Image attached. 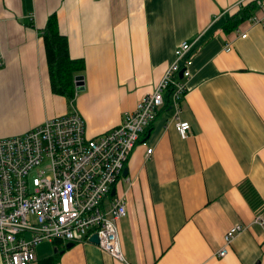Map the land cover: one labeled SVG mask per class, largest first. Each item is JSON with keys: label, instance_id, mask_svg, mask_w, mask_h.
<instances>
[{"label": "crops", "instance_id": "0c3cea01", "mask_svg": "<svg viewBox=\"0 0 264 264\" xmlns=\"http://www.w3.org/2000/svg\"><path fill=\"white\" fill-rule=\"evenodd\" d=\"M239 1L0 0V137L72 110L96 135L155 88L181 41L193 60L177 116L167 96L104 199L125 198L126 261L87 237L43 240L30 264H264V227L254 221L264 215V24ZM51 13L70 57L85 64L72 98L51 86L42 35ZM175 119L189 121L186 137ZM245 178L263 199L257 209L239 189ZM237 222L247 227L217 256Z\"/></svg>", "mask_w": 264, "mask_h": 264}, {"label": "built area", "instance_id": "2783aa9c", "mask_svg": "<svg viewBox=\"0 0 264 264\" xmlns=\"http://www.w3.org/2000/svg\"><path fill=\"white\" fill-rule=\"evenodd\" d=\"M248 1L258 8L251 21L264 24V0L239 3ZM190 46L186 40L177 44L155 88L101 133L88 135L84 117L72 110L47 116L21 133L0 137L1 264L31 263L36 245L45 239L67 242L92 233L97 234L101 249L126 261L118 230V221L126 214L125 198L118 194L106 207L101 203L167 96L177 116L191 75ZM174 124L181 137L190 132L188 120L175 119ZM152 149L147 145L146 154ZM254 221L264 227L261 213ZM245 227L238 222L231 225L215 254L226 255L229 243Z\"/></svg>", "mask_w": 264, "mask_h": 264}, {"label": "trees", "instance_id": "16d2710c", "mask_svg": "<svg viewBox=\"0 0 264 264\" xmlns=\"http://www.w3.org/2000/svg\"><path fill=\"white\" fill-rule=\"evenodd\" d=\"M247 6L255 7V3L250 1ZM237 13V12H236ZM245 17V10L223 23L224 27L235 26V24ZM46 54L49 63V74L53 91L73 97L75 90V72L84 69L85 64L82 58H71L67 47V38L59 31V23L55 13L48 16L47 23L42 29ZM77 88V85H76ZM239 189L248 203L253 208H259L263 204V199L250 179L245 178L239 183Z\"/></svg>", "mask_w": 264, "mask_h": 264}, {"label": "water", "instance_id": "95a60500", "mask_svg": "<svg viewBox=\"0 0 264 264\" xmlns=\"http://www.w3.org/2000/svg\"><path fill=\"white\" fill-rule=\"evenodd\" d=\"M180 75H182V71H180ZM75 84L77 85V89H81L82 88V84H83V79H82V74H76L75 75ZM111 192H113V186L111 188ZM89 239L95 242H98V236L96 233H92L89 236ZM73 242L72 241H68L65 243L66 246H70Z\"/></svg>", "mask_w": 264, "mask_h": 264}, {"label": "bare ground", "instance_id": "6f19581e", "mask_svg": "<svg viewBox=\"0 0 264 264\" xmlns=\"http://www.w3.org/2000/svg\"><path fill=\"white\" fill-rule=\"evenodd\" d=\"M107 195H108V194H107ZM107 195H105V197H106ZM105 197L103 198V201H102V203H101V206H102V207H106V206L110 203L111 199L113 198V197H112V198L110 199V201L108 202L107 205H104L103 202H104ZM125 215H126V214H125ZM125 215H123V216H125ZM123 216H122V217H123ZM122 217H121V218H122ZM121 218H120V219H121ZM120 219H119V220H120ZM118 222H119V221H118ZM81 239H83V238H80V239H77V240H81ZM45 240H48V239H45ZM53 240H54V239H53ZM77 240H74V241H77ZM67 242H68V241H67ZM72 242H73V241H72ZM35 258H36V255H35ZM34 260H35V259H34ZM34 260H33V261H34ZM33 261H32V262H33ZM29 264H30V263H29Z\"/></svg>", "mask_w": 264, "mask_h": 264}]
</instances>
